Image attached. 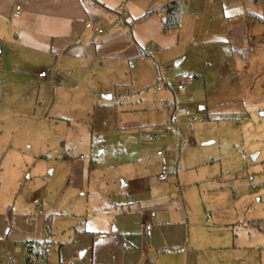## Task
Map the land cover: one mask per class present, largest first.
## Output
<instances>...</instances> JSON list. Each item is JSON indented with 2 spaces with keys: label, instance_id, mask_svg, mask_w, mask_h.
Instances as JSON below:
<instances>
[{
  "label": "rangeland",
  "instance_id": "obj_1",
  "mask_svg": "<svg viewBox=\"0 0 264 264\" xmlns=\"http://www.w3.org/2000/svg\"><path fill=\"white\" fill-rule=\"evenodd\" d=\"M249 1L264 20V0ZM247 23V48L221 47L212 62L183 44L146 42L131 60L86 63L59 86L38 80L46 60L0 59V256L17 232L47 242L48 264H63L72 243L73 264H85L79 236L92 235L112 192L132 175L161 194L164 160L182 179L188 212L239 210L241 264H264V24ZM182 54L189 59L175 67ZM15 248L26 264V243Z\"/></svg>",
  "mask_w": 264,
  "mask_h": 264
},
{
  "label": "crops",
  "instance_id": "obj_2",
  "mask_svg": "<svg viewBox=\"0 0 264 264\" xmlns=\"http://www.w3.org/2000/svg\"><path fill=\"white\" fill-rule=\"evenodd\" d=\"M95 1L112 13L89 7L83 0H0V59L11 53L17 59L46 60L49 70L44 78L37 74L38 80L59 86L68 73L86 63L110 57L131 60L146 42L165 46L171 41L166 45L169 48L183 44L204 55L202 63L212 62L221 47L247 48V20L264 24L263 18L248 11L249 0H184L179 28L163 33V18L156 13L133 25L130 22L173 0ZM252 6H259L257 0ZM16 7L20 8L18 15L14 14ZM262 41L264 37H260ZM188 59L182 54L175 67ZM162 164L169 176L165 181L156 177L158 183H164L161 194L154 192L150 178L132 175L112 192L115 196L109 201L110 210L104 209L106 214L89 231L92 235L79 236L83 239L80 248H85L80 260L88 255L85 264L243 263L239 253L245 246L241 235L245 228L239 210L232 207V213L225 216L214 208L212 214H203L200 208L188 212L182 179L174 172L172 162L165 164L163 160ZM194 194L199 198V191ZM145 225L150 226L148 234ZM5 241L6 254L0 256V264H23L15 243L28 242V234L8 233ZM76 245L63 248V264L76 263L74 257L70 258Z\"/></svg>",
  "mask_w": 264,
  "mask_h": 264
},
{
  "label": "built area",
  "instance_id": "obj_3",
  "mask_svg": "<svg viewBox=\"0 0 264 264\" xmlns=\"http://www.w3.org/2000/svg\"><path fill=\"white\" fill-rule=\"evenodd\" d=\"M20 11L19 7L15 8V15H18ZM86 27H90L89 24L86 25ZM102 30H98V33H101ZM1 53V50H0ZM39 77L44 78L46 77V73L44 71H41L38 74ZM193 76L191 74H188L184 77L178 78L175 83H176V91L177 92H184L186 89V86L193 80ZM166 82L162 83V86H165ZM160 88H157L159 90ZM191 100V98H189ZM182 114L184 116H188L187 111H183ZM170 122L176 123V117L171 116ZM157 155L160 157L164 156L163 152H157ZM169 176L168 170L166 166L163 164L160 168V172L157 175V179L159 181H165L167 180ZM35 203V202H33ZM153 216V214H150ZM27 223H31V220L28 218ZM145 230L148 234L150 226L145 225ZM26 264H48V254H47V242H35V241H28L26 242Z\"/></svg>",
  "mask_w": 264,
  "mask_h": 264
},
{
  "label": "trees",
  "instance_id": "obj_4",
  "mask_svg": "<svg viewBox=\"0 0 264 264\" xmlns=\"http://www.w3.org/2000/svg\"><path fill=\"white\" fill-rule=\"evenodd\" d=\"M83 1L89 7L90 6H92V7L97 6V7L104 9L105 11H107L109 13H112L110 10H108L102 4H99L95 0H83ZM181 6H182L181 0H173L169 3H167L166 5H164L160 8H157L155 10H147L143 14V16L132 20L130 22V25H133L134 23L144 19L146 16H148L152 13H156L163 18V21H162L163 33L174 32L179 28V21H180V16H181ZM43 225H44V227H46L47 223L44 222Z\"/></svg>",
  "mask_w": 264,
  "mask_h": 264
}]
</instances>
